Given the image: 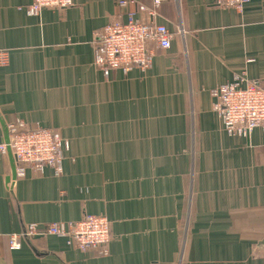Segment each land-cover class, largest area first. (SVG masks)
<instances>
[{
	"label": "crops",
	"instance_id": "crops-1",
	"mask_svg": "<svg viewBox=\"0 0 264 264\" xmlns=\"http://www.w3.org/2000/svg\"><path fill=\"white\" fill-rule=\"evenodd\" d=\"M33 0H0V140L7 124L59 130L63 172L13 177L0 154V264H264V135H231L213 89L239 75L264 87V0L242 11L215 0H166L157 21L171 45L143 70L105 77L95 33L153 0H73L29 15ZM111 220L107 255L56 235L9 236L28 223Z\"/></svg>",
	"mask_w": 264,
	"mask_h": 264
},
{
	"label": "built area",
	"instance_id": "built-area-1",
	"mask_svg": "<svg viewBox=\"0 0 264 264\" xmlns=\"http://www.w3.org/2000/svg\"><path fill=\"white\" fill-rule=\"evenodd\" d=\"M166 0H153L152 5H141L139 11L150 16L149 21L137 18V12H129L127 20L113 19L95 33L94 64L105 77L116 69L124 72L134 68L146 70L153 63V47H170L172 32L166 24L157 21L158 9ZM129 1L119 3L126 6ZM249 0H215L226 9L242 11ZM73 0H33L27 7L29 15H39L44 8L66 9ZM9 62V51L0 49V66ZM216 98L213 108L224 129L231 135L249 136L259 128L264 135V87L239 75L235 81L217 86L212 91ZM8 137L0 140V154L11 150L16 162V175H26L28 165L35 175L46 167L55 174L63 172L65 153L70 142L59 130L38 126L30 127L27 121L18 119L7 124ZM56 235L67 239L68 245L83 252L107 255L111 241V220L105 215L85 214L78 220L53 221L48 224L28 223L19 233L9 236V248L19 250L23 239Z\"/></svg>",
	"mask_w": 264,
	"mask_h": 264
},
{
	"label": "water",
	"instance_id": "water-1",
	"mask_svg": "<svg viewBox=\"0 0 264 264\" xmlns=\"http://www.w3.org/2000/svg\"><path fill=\"white\" fill-rule=\"evenodd\" d=\"M10 154H12L10 151H9ZM16 176V170H15V167H13V177Z\"/></svg>",
	"mask_w": 264,
	"mask_h": 264
},
{
	"label": "rangeland",
	"instance_id": "rangeland-1",
	"mask_svg": "<svg viewBox=\"0 0 264 264\" xmlns=\"http://www.w3.org/2000/svg\"><path fill=\"white\" fill-rule=\"evenodd\" d=\"M11 152V150H9ZM9 153V152H8ZM12 153V152H11ZM13 155V154H12ZM14 158V157H13Z\"/></svg>",
	"mask_w": 264,
	"mask_h": 264
}]
</instances>
